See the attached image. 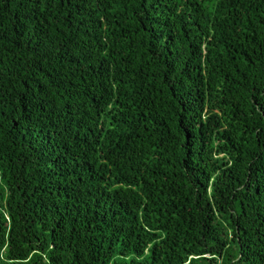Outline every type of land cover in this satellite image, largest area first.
Segmentation results:
<instances>
[{"label": "trees", "instance_id": "1", "mask_svg": "<svg viewBox=\"0 0 264 264\" xmlns=\"http://www.w3.org/2000/svg\"><path fill=\"white\" fill-rule=\"evenodd\" d=\"M0 264H264V0H0Z\"/></svg>", "mask_w": 264, "mask_h": 264}]
</instances>
